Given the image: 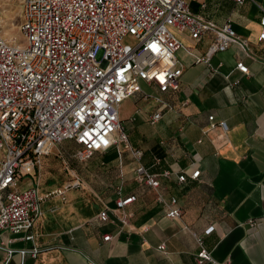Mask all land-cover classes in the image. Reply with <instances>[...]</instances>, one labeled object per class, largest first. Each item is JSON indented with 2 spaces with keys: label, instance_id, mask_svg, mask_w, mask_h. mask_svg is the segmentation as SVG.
I'll return each mask as SVG.
<instances>
[{
  "label": "crops",
  "instance_id": "obj_1",
  "mask_svg": "<svg viewBox=\"0 0 264 264\" xmlns=\"http://www.w3.org/2000/svg\"><path fill=\"white\" fill-rule=\"evenodd\" d=\"M189 3L193 12L218 26L229 22L247 48L232 44L198 62L215 34L195 39L177 31L181 47L176 59L183 68L179 89L160 92L143 81L141 91L119 107L129 142L143 150L142 158L119 142L81 163L70 159L80 146L65 141L56 155L76 164L71 169L66 164V183L78 177L81 187L69 189L66 200L56 195L43 202L33 228L35 241L2 231L0 264H198V238L217 263L264 264V41L259 39L264 0ZM239 62L249 73L237 68ZM133 98L137 105L147 104L123 110ZM159 110L162 118L151 124L150 116ZM211 115L228 129L211 127ZM140 164L150 173L169 170L171 176H160V186L153 188L136 178ZM42 166L39 183H49L52 168L43 172ZM196 170L200 177L193 179ZM184 172L187 179L180 182ZM119 189L122 196L136 197L122 210L113 208ZM159 194L166 200L177 197L182 216L167 217ZM107 207L110 220L103 222L98 214ZM125 215L130 217L123 224ZM108 233L112 239L105 241ZM34 246L39 247L36 256L18 251ZM6 248L15 251L9 255Z\"/></svg>",
  "mask_w": 264,
  "mask_h": 264
},
{
  "label": "built area",
  "instance_id": "obj_2",
  "mask_svg": "<svg viewBox=\"0 0 264 264\" xmlns=\"http://www.w3.org/2000/svg\"><path fill=\"white\" fill-rule=\"evenodd\" d=\"M228 1L238 5L255 2ZM19 2L25 43L9 40L0 32V236L9 230L35 241L33 228L43 213V202L56 195L66 200V190L82 185L75 177L64 188L40 193L42 159L55 147L74 141L80 148L70 159L86 163L96 151L123 142L135 158H142L143 150L129 142L119 107L141 91L143 81L160 92L179 89L183 68L176 59L181 42L175 31L189 32L195 39L207 32L215 34L206 56L198 62L209 61L212 54L232 44L247 48L248 43L229 22L218 26L193 12L189 0ZM260 23L259 39L264 41V9ZM237 68L249 73L244 62ZM162 115L155 111L150 123H157ZM209 120L211 127L228 129L224 121L215 122L214 115ZM135 172L140 182L153 188L160 186V176H171L169 170L150 173L141 164ZM200 173L196 170L190 177L198 179ZM187 176L180 174L179 181ZM135 199L134 195L122 196L119 189L113 208L122 210ZM157 201L166 205L167 217L182 216L177 197L166 200L159 194ZM109 211L110 207L103 209L98 218L109 221ZM129 217L125 215L121 222L126 224ZM103 239L111 240L112 235L105 234ZM198 242L202 247L198 264H227L217 263L201 238ZM159 248L165 250L166 246ZM6 249L9 255L15 251ZM18 251L36 256L39 247Z\"/></svg>",
  "mask_w": 264,
  "mask_h": 264
},
{
  "label": "rangeland",
  "instance_id": "obj_3",
  "mask_svg": "<svg viewBox=\"0 0 264 264\" xmlns=\"http://www.w3.org/2000/svg\"><path fill=\"white\" fill-rule=\"evenodd\" d=\"M22 6L19 2V0H0V32L2 35H4L5 38L11 40L14 39L15 42H24V38L22 36V32L20 30V24L22 22ZM176 36L178 37L179 33L175 31ZM144 87V91L148 93L149 95L153 96V93L148 88ZM154 99V98H151ZM124 109L123 110H133L134 107H136V101L132 99L127 100V102H124ZM146 101H141L137 105V107L141 105H146ZM66 143H63L57 147L54 148L53 153L56 157L54 160L52 155H49L48 157H43L42 159V171L45 172L47 168L51 167L52 169H49V172H51L50 175V182L49 183H39L40 193L48 186H51V189L62 187L64 188L67 180V173L68 169H66V163L64 162V159L56 153H58V150H62V146H65ZM48 158V159H47ZM70 169L75 167L76 164L69 162ZM77 168V166H76ZM79 170V168H78ZM69 176V175H68ZM70 177V176H69ZM70 189V190H74ZM50 190V189H49ZM69 189L66 190V194Z\"/></svg>",
  "mask_w": 264,
  "mask_h": 264
}]
</instances>
